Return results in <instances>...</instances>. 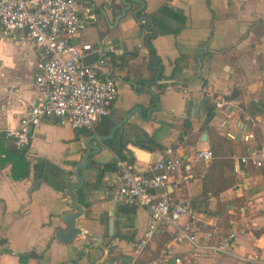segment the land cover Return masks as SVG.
I'll return each mask as SVG.
<instances>
[{
    "label": "crops",
    "instance_id": "0c3cea01",
    "mask_svg": "<svg viewBox=\"0 0 264 264\" xmlns=\"http://www.w3.org/2000/svg\"><path fill=\"white\" fill-rule=\"evenodd\" d=\"M79 1L88 8L85 26L69 42L88 43L97 53L90 64L101 58L100 73L117 87L109 114L95 133L106 135L136 106L142 118L133 112L104 142L105 148L89 158L98 165L93 178L100 185L73 191L82 208L75 223L83 233L98 235V244L83 234L71 243L54 237L55 229L67 226L59 219L71 210L65 190L73 180L67 175H72L89 134L51 118L32 127L24 150L27 175L13 180L10 164L0 167V264H105L114 257L136 264H173L176 256L179 264H264L263 174L237 159L251 147L264 146V0H141L138 14H145L156 31L149 39L161 67L149 86L155 97L144 89L155 75L144 42L151 31L130 14L139 4L128 1L129 9L113 24L121 0ZM37 56L23 33L15 38L0 35V132L17 127L25 109L43 100L32 81ZM217 98L224 100L218 110L213 104ZM156 99L159 108L143 119ZM120 130L125 131L121 147ZM129 139L147 145L135 146L143 154L134 162L140 171L164 149H173L181 166L175 182L163 190L190 199L191 229L199 241L213 242L242 229L232 243V255L189 250L162 226L154 228L136 253L151 224L148 210L112 203L105 195L113 173L109 143L124 153ZM150 141L161 148L149 149ZM205 148L212 158L195 159V151ZM29 251L40 258L19 260Z\"/></svg>",
    "mask_w": 264,
    "mask_h": 264
},
{
    "label": "built area",
    "instance_id": "2783aa9c",
    "mask_svg": "<svg viewBox=\"0 0 264 264\" xmlns=\"http://www.w3.org/2000/svg\"><path fill=\"white\" fill-rule=\"evenodd\" d=\"M87 7L79 0H0V35L15 38L23 33L26 41L37 50L32 81L36 90L43 95L38 104L25 109L17 127H7L1 132L14 139L16 149L27 144L28 127L43 119H54L60 125L73 130L95 134L100 120L109 114L117 95L116 83L99 71L103 63L100 58L94 64H83L81 58L90 53L88 43L74 45L69 40L85 26ZM215 109H220L224 100H214ZM194 158L209 161L208 148L195 151ZM241 163H250L260 169L264 178V146L251 147L237 157ZM113 173L105 195L112 203L139 206L148 210L151 224L136 244V253L145 244L157 226L169 228L174 242L186 244L192 251H207L221 255H232L235 237L243 230L228 231L213 242L199 241L192 232L194 209L187 196L173 197L164 189L175 182V173L181 159L167 147L155 161L143 170H137L125 156L112 155ZM257 262L255 257L245 258ZM179 257L173 264H179ZM105 264H136L134 259L121 262L118 257Z\"/></svg>",
    "mask_w": 264,
    "mask_h": 264
},
{
    "label": "water",
    "instance_id": "95a60500",
    "mask_svg": "<svg viewBox=\"0 0 264 264\" xmlns=\"http://www.w3.org/2000/svg\"><path fill=\"white\" fill-rule=\"evenodd\" d=\"M128 1H134L139 4V7L133 9L131 11V16L133 19H135L137 22H142L144 24V27L147 31H151V33H147L144 37L145 45L148 49V51L151 54V64L150 67L155 71L154 78L151 81H148L144 85V89L152 96L155 97L154 93L149 89V86L156 81L160 74L161 67L157 65V58L153 55V51L151 48V45L149 43V39L153 36H155L156 31L154 27L149 25L148 18L145 14H138V12L143 7V2L141 0H121L122 8L120 9V12L114 16L113 24L117 23V20L119 18H122L125 15V12L129 9V2ZM140 32V31H139ZM97 53L96 51H92L86 55H84L81 58V62L83 64H90L94 61L96 58ZM159 108V102L157 99L155 100V106L150 107L147 109L146 117L143 119H147L149 117V114L151 111L157 110ZM137 112V116L142 118L139 114V107H133L130 109L126 116L120 120V122L115 123L110 129L109 132L106 135H98V134H89L82 142L84 152L81 155V158L79 161L74 163L72 168V175L68 174L67 177H72V182L67 183L65 193L67 197L69 198V207L70 211H66L62 213L59 217L60 221L65 223L67 226L65 229H55L54 231V237L57 241L61 243H71L73 238L77 235L83 234V237L86 238H92L97 241V244L100 241V238L98 235H91L88 233H83L81 229L76 225L75 219L82 213V208L79 204L75 203V195L74 190L82 189L83 185L85 187L93 186V185H100V181L98 179L93 178V169H96L98 165L94 162H91L89 158H91L93 155H96L99 151L105 148L104 142L109 141L113 137V132L115 129L119 128L120 125H122L125 121H127L128 117L133 113ZM32 127H28V133L31 132ZM125 133L122 130L119 131V134L117 135V145L119 147L122 146V135ZM204 134H202L203 137ZM129 143H131L130 147H126V151L122 153L125 157L128 158V160L132 163V166L135 168L134 162L136 159L142 157V152L135 148V146H138L140 149H147V145L144 140H138L136 143L132 141V139L128 140ZM26 149V146H23L21 148L22 151ZM85 172V173H83ZM36 185L38 184L37 181H35ZM163 189L157 190L158 192H161ZM86 189H83V192H85ZM121 262H129L128 257H121ZM106 263V262H105Z\"/></svg>",
    "mask_w": 264,
    "mask_h": 264
},
{
    "label": "trees",
    "instance_id": "16d2710c",
    "mask_svg": "<svg viewBox=\"0 0 264 264\" xmlns=\"http://www.w3.org/2000/svg\"><path fill=\"white\" fill-rule=\"evenodd\" d=\"M233 93L234 91L231 93V95ZM183 126L188 128V124L186 122L183 123ZM180 137L182 138V134H180ZM109 147L115 154L124 156L115 145L109 143ZM148 148L151 150L152 148L160 149L161 146L150 141ZM0 154L3 155L2 157H0V167L5 165L6 163H9L10 176L13 180H20L27 175L28 162L24 159V151H22L21 149H16L14 146V139L11 136L4 135V133L2 132H0ZM18 257L19 260L25 261L30 257L39 259L40 255H36L33 251H29L27 253L20 254ZM114 258H110L109 261Z\"/></svg>",
    "mask_w": 264,
    "mask_h": 264
}]
</instances>
